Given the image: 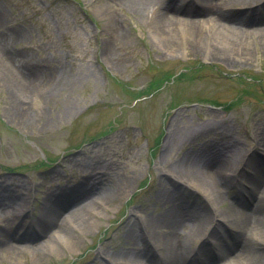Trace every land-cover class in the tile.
<instances>
[{
	"label": "rangeland",
	"instance_id": "374dc122",
	"mask_svg": "<svg viewBox=\"0 0 264 264\" xmlns=\"http://www.w3.org/2000/svg\"><path fill=\"white\" fill-rule=\"evenodd\" d=\"M230 9L234 16L264 13L258 3ZM155 22L110 0H0V52L14 56L11 64L0 59V181L24 198L21 211L0 207L3 226L18 217L5 226L8 239L22 248L44 215V191L82 187L78 175L85 164H98L93 176L99 183L89 202L106 188L116 193L91 222L78 223V230L66 224L73 249L60 244L43 255L2 251L0 264H113L105 256L129 248L127 225L135 222L137 230L139 216L162 211L158 190L170 189L188 209L214 211L213 225L240 195L232 186L224 202L212 206L192 185L170 177L171 166L209 145L229 144L234 148L220 159H240L227 174L247 187L249 159L264 164L257 147L264 136V36L246 35L240 48L248 54L237 59L230 50V63L186 49L181 26L159 35ZM205 35L207 46L223 49L222 39H232L227 30L206 29ZM28 66L32 85L26 89L13 71ZM260 195L256 190L253 199ZM78 206H58L59 216ZM250 243L261 249L257 239ZM219 250L215 245L210 251Z\"/></svg>",
	"mask_w": 264,
	"mask_h": 264
},
{
	"label": "bare ground",
	"instance_id": "6f19581e",
	"mask_svg": "<svg viewBox=\"0 0 264 264\" xmlns=\"http://www.w3.org/2000/svg\"><path fill=\"white\" fill-rule=\"evenodd\" d=\"M110 2L114 6L129 10L134 15L145 16L150 21L155 20L159 35L181 26L185 32L183 40L186 49L194 52L202 49L203 53L211 58L230 63L235 62L229 58L230 50L234 53L237 51L235 53L238 55L237 59L248 54L246 48H240L246 40V35L264 36V13L246 11V14L240 13L235 17L230 11V7L239 5L258 3L263 6V0H197L194 3L189 0H110ZM206 29L227 30L231 33L232 39L227 41L222 39L225 49L219 48L217 43L207 46ZM8 36L11 39L15 38L12 34ZM1 38L0 36V42ZM2 50L0 45V51ZM4 54L0 52V59L11 64L14 56L6 57ZM27 70L29 71L20 72L15 69L13 72L19 79L17 85L29 89L32 85L29 66ZM257 143L260 151L264 152V136H259ZM231 148L234 146L229 144L220 147L217 144L209 145L203 152L184 158L166 172L179 182L190 184L199 190L212 206L222 204L227 190L232 186V189L236 188L240 195L235 197V202H231L226 210L216 215L221 220L216 219L213 225L214 211L213 213L210 211L211 215L204 211L200 212L196 205L188 209L186 205L183 206L180 197L170 189H160L154 197L163 205L162 211L147 218L139 216L140 224L137 230L133 229L135 222H132L130 227L127 225L124 238L129 248L115 255L105 256L108 261L113 264H156V258H160V264H264V168H261V162L250 158V162L247 163V170L251 173L247 177L248 186L233 183L234 180L227 171L236 167L240 159L235 160L232 154L231 158L227 155L220 159L221 152L226 149L225 152L231 153L229 150ZM97 166V163L84 165L78 175L82 187L66 185L55 191H44L47 195L42 204L44 215L34 221L36 228L32 226L31 235L22 248L11 243L5 227L7 224L12 225L18 217L12 215L6 225L0 224V252L18 255L22 250L29 249L32 252L39 251L38 253L43 255L57 252L60 244L73 249V242L64 234L66 224L69 222L75 228L78 223L91 222L96 210L101 208L103 203L112 201L116 194L114 190L106 188L95 197L93 195L91 199H94L89 202L88 194L99 183V176H93ZM242 178L246 180L245 177ZM86 179L88 181H85ZM256 190H261L259 200H256L257 197L253 199ZM242 193L248 195L250 206L241 196ZM240 198L242 200L237 202ZM23 202L24 198L11 184L0 181V207L10 206L14 211H21ZM73 203H79L77 210L59 216L58 206ZM86 211L90 214L88 218H84ZM3 212L0 209L1 223L6 221L2 220ZM76 229L78 230V227ZM251 239H257L261 249L258 250L257 245L253 246L250 243ZM138 240L141 242L139 249ZM195 243L199 244L193 248ZM215 245L220 250L218 254L213 255L210 250ZM143 246L145 248L142 251Z\"/></svg>",
	"mask_w": 264,
	"mask_h": 264
}]
</instances>
